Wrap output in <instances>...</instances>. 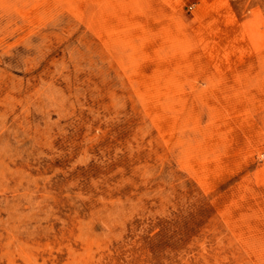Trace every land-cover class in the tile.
Instances as JSON below:
<instances>
[{"label":"rangeland","instance_id":"rangeland-1","mask_svg":"<svg viewBox=\"0 0 264 264\" xmlns=\"http://www.w3.org/2000/svg\"><path fill=\"white\" fill-rule=\"evenodd\" d=\"M205 6L0 0V264H264V0Z\"/></svg>","mask_w":264,"mask_h":264},{"label":"bare ground","instance_id":"bare-ground-1","mask_svg":"<svg viewBox=\"0 0 264 264\" xmlns=\"http://www.w3.org/2000/svg\"><path fill=\"white\" fill-rule=\"evenodd\" d=\"M176 1V0H175ZM204 1V4L206 5L207 4V6H205V12L206 11H208V12H211V10H212V12H215V13H211V14H219V11L222 9V7L220 6V7H218V5L221 3V1H223V0H203ZM226 1V0H225ZM226 3V2H225ZM224 3V4H225ZM226 6H227V3H226ZM223 12V11H222ZM226 12V11H225ZM221 13V12H220ZM216 14V15H217ZM230 14V13H229ZM231 15H232V13H231ZM229 16V18H228V21H233V22H229L230 24L231 23H235L236 22V20H235V18H234V16L232 17V16ZM232 17V18H231ZM217 20L214 18V19H212V22H207L205 25H207L208 27H210V31H208L209 32V34H207V35H209L208 37L207 36H205V37H207V39L210 37V39H213V38H215V37H217V35H219L221 32H222V30H218L217 29V27L219 26L220 28H222V29H224V28H226L227 27V24H229L228 22H226V20H225V22H216ZM204 25V26H205ZM206 26V27H207ZM206 27H204V31H205V29H206ZM219 28V29H220ZM207 30V29H206ZM207 33V32H206ZM205 33V34H206ZM200 39V38H199ZM218 47V46H217ZM227 53V52H226ZM225 55V54H224ZM225 56H227V55H225ZM225 58V57H224ZM119 182V181H118ZM86 264V263H85Z\"/></svg>","mask_w":264,"mask_h":264}]
</instances>
